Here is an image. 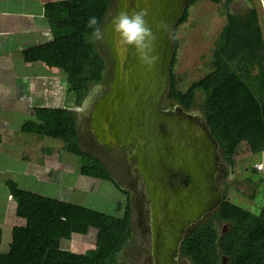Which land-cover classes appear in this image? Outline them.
Listing matches in <instances>:
<instances>
[{
	"label": "trees",
	"instance_id": "1",
	"mask_svg": "<svg viewBox=\"0 0 264 264\" xmlns=\"http://www.w3.org/2000/svg\"><path fill=\"white\" fill-rule=\"evenodd\" d=\"M196 1L191 0L187 5L174 30L167 98L189 112L196 107V91H201L205 100L201 111L211 135L219 144L221 158L225 164L234 165L246 154L253 156L264 152L261 16L255 7L243 15L231 13V5L236 0H206L223 7L226 24L210 57V72L182 91L178 87L182 75L174 71L178 49L175 33L188 21L189 8ZM112 2L62 0L45 6L53 38L36 46L33 58L63 71L75 107L79 108L91 88L104 80L106 62L95 51L96 40L91 36L87 21L95 16L103 29ZM36 111L43 121L38 126L39 134L62 140L65 151L85 159L80 169L83 177L111 182L102 161L79 146L75 110L42 108ZM262 169L256 165L252 172ZM261 180L255 184L256 188ZM248 181L251 185L254 183L251 179ZM226 185L219 208L211 218L186 233L180 253L191 264H222L224 259L227 264H264V204L258 213L245 210L228 200ZM256 188L252 191L253 197ZM11 192L17 201L16 213L25 219L26 225L13 229L10 249L0 255V264H118L117 256L130 236L129 203L124 209L123 204L117 203L116 213L123 210V214L115 216L16 188H11ZM218 225L225 227L220 234ZM92 229L97 231L95 249L75 255L63 248L61 259L47 257L52 239L71 242L75 237L88 236Z\"/></svg>",
	"mask_w": 264,
	"mask_h": 264
},
{
	"label": "water",
	"instance_id": "2",
	"mask_svg": "<svg viewBox=\"0 0 264 264\" xmlns=\"http://www.w3.org/2000/svg\"><path fill=\"white\" fill-rule=\"evenodd\" d=\"M190 2L119 0L118 11L105 29L115 77L98 107L96 134L108 148L129 150L134 145L136 149L153 206L156 264H177L173 256L180 250L184 233L221 205L223 194L217 178L223 160L204 117L167 102L173 38L158 33L160 59L147 71L131 49L117 46L111 24L122 10L146 8L153 30L157 21L165 20L174 36ZM174 176L180 180L176 187L171 182Z\"/></svg>",
	"mask_w": 264,
	"mask_h": 264
},
{
	"label": "crops",
	"instance_id": "3",
	"mask_svg": "<svg viewBox=\"0 0 264 264\" xmlns=\"http://www.w3.org/2000/svg\"><path fill=\"white\" fill-rule=\"evenodd\" d=\"M59 1L0 0V255L9 251L13 229L26 225L16 213L17 201L11 188L85 207L92 188L91 184L81 191L70 187L65 198L58 192L47 194L49 186H58L59 180L65 182L64 143L38 133L43 121L36 110L65 108L61 105L65 74L59 67L36 62L33 50L52 40L45 6ZM56 101L61 102L59 106L54 105ZM67 108L79 115L73 99H69ZM114 205L116 209L117 203ZM52 240L47 257L59 260L64 249L58 241L63 240ZM83 244L77 240L69 250Z\"/></svg>",
	"mask_w": 264,
	"mask_h": 264
},
{
	"label": "rangeland",
	"instance_id": "4",
	"mask_svg": "<svg viewBox=\"0 0 264 264\" xmlns=\"http://www.w3.org/2000/svg\"><path fill=\"white\" fill-rule=\"evenodd\" d=\"M253 7L257 8L260 13L261 29L264 37L263 0H236L231 5V13L235 15H243L248 13ZM118 8L119 0H113L103 29H106L108 23L114 18ZM222 11L223 7L221 8L218 5L206 0H197L189 8L188 21L178 27L175 33L178 49L174 71L176 74L182 75V79L178 83L180 90L186 91L190 85L210 72V57L215 48L216 41L226 24V18ZM95 51L99 53L106 62L104 80L102 83L94 85V87L91 88V92L83 100L84 102L90 95L94 94L91 107L87 110V113L82 117L79 112L76 131L79 140L78 144L81 149L95 155L102 161L107 169L110 168V177L113 180L112 182H108L106 180L83 177L81 173L79 174V165L83 166L85 164V159L77 156V154L73 152L68 153L64 150L65 164L63 172L65 182H63V180H59L58 186H49L47 188V194L50 195L51 192H58L62 195L59 197L65 198L63 195L68 192L70 187H72L73 190L77 189L81 191V189L86 187V185L91 184L92 188L89 192V199L87 198L86 200V202L88 201L86 207L104 214L107 213L115 216H121L123 214V210L120 213H116L114 204L121 203L123 204L122 209H124V205L128 204V199H130L131 202L129 204L132 207L133 234L131 239L123 245V250L121 254H118L116 262L118 264H140V245L138 243L142 237L140 234L144 229L141 225L146 219H148V221L150 220L149 214H151V200L150 197L148 199L145 187L142 188L143 195L137 199H135L131 193L124 194L121 192L122 190L117 185L122 172L120 162L117 163V158L108 156V154L102 151V149L106 147L105 145L100 148L96 145V138L92 134L90 128L92 113L94 108L97 107L98 102L105 97L111 88L115 77V62L107 45L106 38L104 40H96ZM62 89L65 99L61 105L62 107L67 108L69 99L72 100L73 96L71 94H67L68 90L65 79L62 81ZM204 101L203 93L201 91H196V107L195 109L190 110V112L203 116L201 109ZM60 103L59 101H56L54 105H60ZM34 119L35 118L30 120V122ZM47 138L52 140L55 139L51 137ZM114 162H116V168ZM256 165L262 166L263 169L260 171L258 170V173H253V168H256ZM218 179H220L219 186L222 194L225 193L226 188L224 189V186L228 184L226 186L228 188L227 195L230 202L245 210L258 213L264 204V152L253 156L246 154L243 157L238 158L234 165L225 164L223 162L221 173L219 174L217 180ZM249 179L254 182L252 185L249 184ZM259 179H262V183L258 188H256L255 184L260 181ZM123 181L124 179L122 182ZM56 186L58 188H56ZM255 188L257 189V192L253 197L252 191ZM82 201L84 202L85 200ZM209 217L211 218V216ZM209 217H206V219H209ZM138 219L143 221H139ZM217 229L220 234L225 227H223V225H218ZM96 235L97 231L92 229L91 233L86 237H75L71 242H58L63 248L69 249L70 244L74 245L75 241L81 240L84 243L83 245H76V247L73 246L70 248L71 252H74L75 255H81L85 251L94 248L96 243L95 239L97 237ZM186 264H191V262H187Z\"/></svg>",
	"mask_w": 264,
	"mask_h": 264
},
{
	"label": "clouds",
	"instance_id": "5",
	"mask_svg": "<svg viewBox=\"0 0 264 264\" xmlns=\"http://www.w3.org/2000/svg\"><path fill=\"white\" fill-rule=\"evenodd\" d=\"M148 17L149 11L146 8L132 9L131 11L122 10L113 20L111 26L112 32L116 36L117 46L126 51L131 49L140 64L147 71H151L160 59L157 41L161 37H158V33L167 36L169 39H172L173 36L167 21H157L154 25V31L153 23ZM87 27L92 30L91 36L94 40L106 38L107 31L102 29L97 17H90L87 21ZM93 95H90L79 108L82 117L91 107Z\"/></svg>",
	"mask_w": 264,
	"mask_h": 264
},
{
	"label": "flooded vegetation",
	"instance_id": "6",
	"mask_svg": "<svg viewBox=\"0 0 264 264\" xmlns=\"http://www.w3.org/2000/svg\"><path fill=\"white\" fill-rule=\"evenodd\" d=\"M167 100H168V98H167ZM170 101L171 100H168L167 102H170ZM100 102H98L97 107L94 108L93 113H92V122H90V128H91L92 134L96 138V142H97L96 145L98 148L104 147V144L101 143L99 140V137H97L96 125H95V119H96L95 117H96V113L98 112V107L100 105ZM171 102H173V101H171ZM166 103L164 104L165 106L167 105ZM173 103H175V102H173ZM175 104H177V103H175ZM98 145H100V146H98ZM102 151L105 152L106 154H108V156H111L113 158H117V160H118L117 163L120 162L122 172H121V175L119 178L120 181L118 180L117 185L122 190L121 192H123L124 194L125 193L127 194V192H128V194L131 193V195L135 199H137L143 195L142 188L145 187V189L147 191V196L149 199L148 189L146 187L145 179H144V177L140 171V164H139L138 156L136 154V149H135L134 145L129 150L126 148L112 149V148L104 147L102 149ZM114 163H115V168H116V162H114ZM107 170L111 174L110 168H108ZM218 176H219V174H218ZM128 177H129V179H128ZM220 178H221V176H220ZM123 179H124V181L122 182ZM179 181L180 180H179L178 176H174L171 178V182H172L174 187H176L178 185ZM218 181L220 184V179H218ZM128 202L129 203L131 202L130 199H128ZM131 209H132V207H131ZM150 211H151V214H149L150 220L148 221V219H146V220L144 219L145 221L141 225L144 229L140 234V236H142V237L140 238L139 243H138L140 245V247H139L140 248V254H139L140 255V264H156L155 263V253H154V247L155 246H154L153 230H152L154 217H153V213H152L153 212V206L151 203H150ZM130 218H131V229H130V236L127 239V242L131 239L132 234H133V232H132V210L130 211ZM138 220L143 221L140 219H138ZM193 228H194V226L188 228L186 233L189 232L190 230H192ZM186 233H184V234L186 235ZM184 239H185V237H184ZM180 249H181V247H180ZM173 258L175 259V262L177 264H186L187 262L188 263L190 262L187 258H185L184 256L181 255L180 250H179L178 254L173 256ZM222 264H223V262H222Z\"/></svg>",
	"mask_w": 264,
	"mask_h": 264
}]
</instances>
